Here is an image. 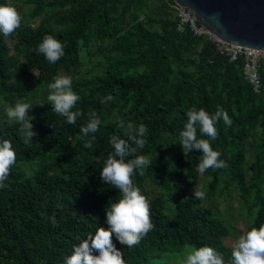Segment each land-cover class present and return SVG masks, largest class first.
I'll return each instance as SVG.
<instances>
[{
  "label": "trees",
  "instance_id": "16d2710c",
  "mask_svg": "<svg viewBox=\"0 0 264 264\" xmlns=\"http://www.w3.org/2000/svg\"><path fill=\"white\" fill-rule=\"evenodd\" d=\"M27 1L35 5L31 18H43L37 28L0 34V99L8 106L17 100L33 105L28 115L38 135L24 144L20 124L1 113L0 137L11 142L16 162L5 181L9 187L0 189V264H63L74 245L108 227L105 208L119 191L100 179V171L112 151L110 137L127 140L120 120L147 128L137 155L149 156L151 165L132 181L147 197L154 225L132 248L113 236L125 264H172L186 249L201 246L214 248L231 264L226 243L238 235L235 217L246 213V232L264 224V62L255 92L244 76V60L231 62L207 38L182 28L173 0ZM0 5L14 7L9 0ZM45 35L64 47L55 64L34 51ZM9 39L15 40L12 48ZM98 54L104 57L98 64L102 72L84 73V57L92 61ZM58 74L72 78L80 97L72 110L83 115L75 125L53 112L48 101L35 106L36 84L49 85ZM109 95L112 99L101 103ZM218 107L231 126L221 120L215 140L199 130L197 138L209 140L228 166L201 175V152L185 156L179 133L189 109L213 115ZM92 112L101 123L89 134L95 137L89 149L79 126ZM204 184L205 198L193 197L194 187Z\"/></svg>",
  "mask_w": 264,
  "mask_h": 264
},
{
  "label": "clouds",
  "instance_id": "9594fccd",
  "mask_svg": "<svg viewBox=\"0 0 264 264\" xmlns=\"http://www.w3.org/2000/svg\"><path fill=\"white\" fill-rule=\"evenodd\" d=\"M21 21L22 17L15 7L0 5V34L11 36L21 26ZM34 51L43 54L50 64H55L64 56L62 43L51 35H45ZM48 88L47 101L52 106V111L64 117L68 124L75 125L77 118L83 113L80 110L75 112L72 110L80 99L72 89V78L58 74ZM111 99L110 95L106 96L101 103ZM32 106L17 100L14 106L5 108L7 119L20 124L18 132L24 144L32 142V138L38 135L33 131L31 123L34 117L28 115ZM185 115L187 122L184 130L179 133L180 146L185 156L193 150L201 152L197 172L202 175L210 168L214 170L226 168L228 165L220 159L221 153L213 150L209 140L198 139L197 131L215 140L218 135L216 125L221 120L228 126L232 124L228 113L221 107H218L213 115H209L203 108L199 110L191 108ZM100 123L95 112L89 113L86 125L80 127V133L86 138L84 147L92 148L95 137L92 136L90 139L88 137L89 134L98 131ZM118 127L125 129L127 140L119 135L110 137L112 151L100 171V179L119 191V198L115 202H109L105 208V223L108 227H98L94 234L90 233L78 245H74L71 255L65 257L63 264H125L122 252L113 243V236L120 245L132 248L138 245L154 227L150 219V203L132 181L137 171L142 176L144 169L151 165L149 156L137 155L138 150L145 147L144 137L147 128L143 124L138 127L132 123L125 125L123 120L118 122ZM129 157L132 158L127 159ZM15 162L16 153L11 142L0 137V189L9 187L5 181ZM193 193L196 199L205 198L201 185H196ZM231 258V264H264V224L258 228L253 227L239 236L232 245ZM183 264H225V262L223 256L214 248L201 246L186 249Z\"/></svg>",
  "mask_w": 264,
  "mask_h": 264
},
{
  "label": "water",
  "instance_id": "95a60500",
  "mask_svg": "<svg viewBox=\"0 0 264 264\" xmlns=\"http://www.w3.org/2000/svg\"><path fill=\"white\" fill-rule=\"evenodd\" d=\"M223 41L264 51V0H173Z\"/></svg>",
  "mask_w": 264,
  "mask_h": 264
},
{
  "label": "built area",
  "instance_id": "2783aa9c",
  "mask_svg": "<svg viewBox=\"0 0 264 264\" xmlns=\"http://www.w3.org/2000/svg\"><path fill=\"white\" fill-rule=\"evenodd\" d=\"M175 8L182 28H189L195 37L207 38L213 45H215L217 52L221 56L228 57L231 62L243 59V73L246 80L252 84L255 92L260 91L261 80L258 69L264 62V51L231 45L204 28L197 21L194 13L188 8L180 7L178 5H175Z\"/></svg>",
  "mask_w": 264,
  "mask_h": 264
},
{
  "label": "rangeland",
  "instance_id": "374dc122",
  "mask_svg": "<svg viewBox=\"0 0 264 264\" xmlns=\"http://www.w3.org/2000/svg\"><path fill=\"white\" fill-rule=\"evenodd\" d=\"M11 4L14 5V7L16 8V10L19 12V14L22 17V21H21V27L29 25L32 26L33 28H37V26H39L40 22L42 21L43 17H38L36 19H32L31 15L33 14V11L35 9V5L33 3H29L27 0H9ZM41 1L43 4H49L52 0H39ZM11 48L15 45V40L14 39H9L8 40ZM92 51L94 53H97V48L94 46ZM14 52H12L13 54ZM15 58H20L19 56H16ZM104 60L103 55H99L96 56L95 55V59L92 61H87L86 57H84V66L82 68V71L85 73L88 70H93V74L92 75H97L100 74L102 72V68H100V66L98 64H100L102 61ZM35 79H38V75L35 76ZM34 89H38L36 96L34 98V103L35 106H40L43 104V102L47 101V96L49 95V88L48 85L46 83H42L40 84H36V86L34 87ZM9 107L4 101H2L0 99V116L1 113L6 114L5 112V108ZM204 183H206V181H204ZM205 184L203 185L204 188ZM235 205H237V203H235ZM245 212L241 213V217L242 219H239L237 216L235 217V219L232 221V226H236V230H238V235L236 238H230L227 241V245L230 246L232 248V245L235 243V241L239 238L240 235L244 234L246 232V220H245ZM183 258L184 255L181 258H174L172 261V264H183Z\"/></svg>",
  "mask_w": 264,
  "mask_h": 264
},
{
  "label": "bare ground",
  "instance_id": "6f19581e",
  "mask_svg": "<svg viewBox=\"0 0 264 264\" xmlns=\"http://www.w3.org/2000/svg\"><path fill=\"white\" fill-rule=\"evenodd\" d=\"M165 2H166V1H165ZM165 2H164V3H165ZM169 2H170V1H169ZM171 4H172V3H171ZM170 10H171V9H170ZM204 38H205V37H204ZM205 44H206V43H205ZM160 59H161V58H160ZM167 60H168V59H167ZM152 61H153V60H152ZM161 61H162V59H161ZM167 62H169V61H167ZM162 65H163V64H162ZM165 65H166V64H165ZM161 68H163V67H161ZM165 68H166V67H165ZM156 71H158V70H156ZM164 71H165V70H164ZM166 73H167V72H166ZM184 73H185V71H184ZM160 75H161V74H160ZM187 76H188V75H187ZM165 78H166V77H165ZM166 79H167V78H166ZM174 79H175V78H174ZM164 80H165V79H164ZM167 80H168V79H167ZM170 80H171V79H170ZM172 82H173V84H174V81H172ZM166 84H167V83H166ZM166 84H164V85H166ZM175 87H177V86H175ZM169 88H170V87H169ZM171 88H174V87H171ZM177 88H178V87H177ZM176 90H177V89H176ZM188 90H189V89H188ZM173 92H174V91H173ZM177 93H178V92H177ZM179 93H180V92H179ZM168 94H169V92H168ZM186 94H187V93H186ZM205 94H206V93H205ZM189 95H190V94H189ZM206 95H207V94H206ZM171 96H172V95H171ZM179 96H180V95H179ZM181 96H182V95H181ZM181 96H180V97H181ZM190 96H191V95H190ZM194 97H195V96H194ZM171 98H173V97H171ZM187 98H188V96H187ZM195 99H196V98H195ZM183 100H184V99H183ZM183 100H182V101H183ZM185 100H186V99H185ZM186 101H187V100H186ZM194 101H195V100H194ZM179 103H180V102H179ZM192 103H193V102H192ZM192 103H191V104H192ZM201 103H202V102H201ZM208 103H209V102H208ZM185 104H186V103H185ZM194 104H195V103H194ZM199 104H200V103H199ZM182 106H183V105H182ZM187 106H188V105H187ZM178 107H179V106H178ZM179 108H180V107H179ZM187 110H188V109H187ZM183 117H184V116H183ZM80 119H81V118H80ZM71 127H73V126H71ZM79 128H80V126H79ZM231 159H232V158H231ZM69 180H70V179H69ZM70 192H72V191H70ZM75 192H76V191H75ZM79 225H81V224H79ZM64 226H65V225H64ZM64 226H63V227H64ZM75 232H77V231H75ZM6 237H7V235H6ZM13 238H14V237H13ZM34 238H35V236H34ZM3 239H4V238H3ZM7 239H8V238H7ZM30 239H31V238H30ZM35 239H36V238H35ZM18 240H19V239H18ZM4 241H5V240H4ZM9 241H10V240H9ZM11 242H12V241H11ZM15 242H16V241H15ZM15 242H13V243H15ZM22 242H23V241H22ZM31 242H32V241H31ZM4 243H6V241H5ZM15 244H16V243H15ZM15 244H14V245H15ZM40 244H41V243H40ZM32 245H33V244H32ZM39 247H40V246H39ZM39 247L36 248V249H39ZM169 247H170V246H169ZM16 248H17V247H16ZM19 248H20V247H19ZM31 248H32V247H31ZM170 248H171V247H170ZM170 248H169V249H170ZM170 250H171V249H170ZM25 251H26V250H25ZM25 251H24V252H25ZM173 251H174V250H173ZM24 252H23V253H24ZM28 252H29V251H28ZM37 252H39V251H37ZM174 252H175V251H174ZM31 253H33V252H31ZM41 253H42V252H41ZM16 254H19V253H16ZM176 254H177V253H176ZM25 255H27V254H25ZM40 255H41V254H40ZM50 255H51V254H50ZM65 256H66V255H65ZM176 256H177V255H176ZM181 256H182V255H181ZM19 257H20V256H19ZM30 257H31V256H30ZM54 257H55V255H54ZM66 257H67V256H66ZM178 257H179V256H178ZM20 258H21V257H20ZM50 258H51V257H50ZM33 259H34V258H33ZM54 259H55V258H54ZM175 259H176V258H175ZM175 259H174V260H175ZM37 261H38V260H37ZM34 262H35V261H34ZM52 263H53V261H52Z\"/></svg>",
  "mask_w": 264,
  "mask_h": 264
}]
</instances>
